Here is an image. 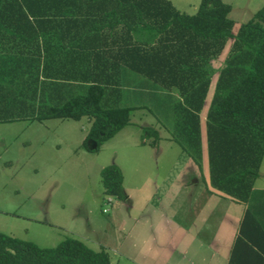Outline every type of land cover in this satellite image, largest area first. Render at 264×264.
<instances>
[{
  "label": "trees",
  "instance_id": "trees-1",
  "mask_svg": "<svg viewBox=\"0 0 264 264\" xmlns=\"http://www.w3.org/2000/svg\"><path fill=\"white\" fill-rule=\"evenodd\" d=\"M229 11L222 0H200L193 14L170 0H0V30L40 38L43 48V58L0 54V122L87 117L84 143L97 150L129 124L136 106L120 105L122 85L141 76L177 91V141L200 166L199 114L217 71L211 63L225 54L204 117L205 153L213 188L245 203L264 154V5L236 30ZM140 32L147 38H136ZM59 55L68 71L53 74ZM100 176L105 194L126 200L116 164ZM240 250L264 264V228L248 210L229 264ZM0 264H109V256L73 237L39 247L0 232Z\"/></svg>",
  "mask_w": 264,
  "mask_h": 264
},
{
  "label": "rangeland",
  "instance_id": "rangeland-1",
  "mask_svg": "<svg viewBox=\"0 0 264 264\" xmlns=\"http://www.w3.org/2000/svg\"><path fill=\"white\" fill-rule=\"evenodd\" d=\"M170 1L180 11L193 14L200 0ZM222 1L230 5L228 17L235 30L264 5V0ZM147 36V32L135 35L140 39ZM224 55L211 63L217 71ZM217 71L199 114L202 132ZM123 83L120 105L136 108L129 124L97 150L94 142L84 143L91 125L87 117L0 122V232L39 247H53L73 237L95 251L104 249L109 264H162L177 245L184 264H197V259L190 257L197 253L190 250L197 239L183 238L182 229L176 226L180 215L175 214L176 206L179 213L187 208L185 193L171 184L194 172L189 169L190 157L177 141V91L163 92L141 76L131 75ZM146 127L155 129L158 138L146 133ZM110 164L121 170L126 200L104 193L100 171ZM261 187L264 154L255 179V188ZM236 208L231 206L222 216L218 208L203 217L204 227L215 239L222 227L214 233L216 221L222 219L223 225L232 229L225 217L234 219ZM175 254L172 263L179 260Z\"/></svg>",
  "mask_w": 264,
  "mask_h": 264
},
{
  "label": "crops",
  "instance_id": "crops-1",
  "mask_svg": "<svg viewBox=\"0 0 264 264\" xmlns=\"http://www.w3.org/2000/svg\"><path fill=\"white\" fill-rule=\"evenodd\" d=\"M4 33V34H3ZM0 54L7 55H17V56H26V57H36L43 58V48L42 41L40 38L33 39L32 41L25 42L19 38L11 36L5 32L0 31ZM52 59V58H51ZM58 63L60 65V70H56L55 66L50 68V72L55 74L61 72L68 71V67L64 68L63 58L61 56L56 57ZM55 70H54V68ZM62 82H67L61 80ZM59 81V82H61ZM69 82V81H68ZM58 87V86H56ZM61 92H64V87H60ZM66 88V87H65ZM202 137V157L201 164L197 166L196 163L192 162V171L191 177L187 178L185 176L184 180H177L175 182H171L172 186L179 187V193L183 190L184 197L187 201V208L184 213L177 212V206L175 208V214H180L176 216V219L179 221L176 222L177 228L182 229L181 236L183 238L190 236L195 237L197 239L196 247H190V250H194L197 253H192L197 261V264H229V258L231 255V249L234 244L235 238L239 233L240 224L242 222L244 212L246 210L250 211L259 221L261 226L264 228V187L255 188V181L253 184L252 191L250 193L249 200L245 203L238 202L228 195L222 193L221 191L213 188L209 181V167L207 162V157L205 153V135L204 131H201ZM195 165V166H194ZM201 168V169H200ZM201 170V174L196 172ZM170 184V185H171ZM130 205V204H129ZM231 206H236L237 213L233 218L225 217V221L229 225H233L232 229H229L228 226L223 225L222 219H218L216 221V226L213 231L218 226H222L218 233V239L214 238V234L211 231H208V228L204 227L203 217L206 219V216L212 213L215 209L219 208L220 216L223 215V211H227ZM164 217V214L161 215ZM213 226H211L212 229ZM184 231L188 232L185 234ZM225 236L223 239L222 237ZM206 240H209V244ZM179 244V242H178ZM187 246V245H185ZM177 245L172 251L171 255L166 254L164 262L162 264H176L184 261V255L177 254ZM182 252H186V249H181ZM203 250V251H202ZM176 252V256H179V260L172 263L171 256ZM199 252H203L204 255L197 256ZM236 264H263L259 262H255L249 258H246L240 250L239 255L236 259Z\"/></svg>",
  "mask_w": 264,
  "mask_h": 264
}]
</instances>
